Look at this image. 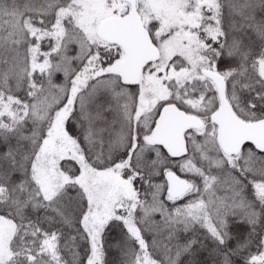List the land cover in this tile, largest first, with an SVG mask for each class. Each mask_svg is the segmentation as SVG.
<instances>
[{
  "label": "snow or ice",
  "instance_id": "obj_1",
  "mask_svg": "<svg viewBox=\"0 0 264 264\" xmlns=\"http://www.w3.org/2000/svg\"><path fill=\"white\" fill-rule=\"evenodd\" d=\"M0 264H264V0H0Z\"/></svg>",
  "mask_w": 264,
  "mask_h": 264
}]
</instances>
